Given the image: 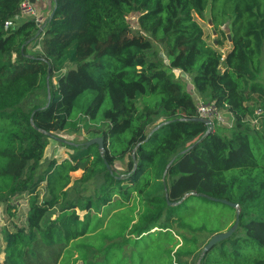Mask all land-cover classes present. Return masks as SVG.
Segmentation results:
<instances>
[{
    "label": "trees",
    "instance_id": "obj_1",
    "mask_svg": "<svg viewBox=\"0 0 264 264\" xmlns=\"http://www.w3.org/2000/svg\"><path fill=\"white\" fill-rule=\"evenodd\" d=\"M24 1L0 0V203L13 217L28 199L0 264H264V0H51L41 25L20 22ZM207 10L225 52L196 21ZM174 70L232 116L230 134L198 120ZM82 130L103 148L38 174L51 134Z\"/></svg>",
    "mask_w": 264,
    "mask_h": 264
},
{
    "label": "rangeland",
    "instance_id": "obj_2",
    "mask_svg": "<svg viewBox=\"0 0 264 264\" xmlns=\"http://www.w3.org/2000/svg\"><path fill=\"white\" fill-rule=\"evenodd\" d=\"M53 5L51 0H39L34 4V10L37 12V15L41 17L42 24L46 22L50 13L52 11ZM31 18L29 16H23L20 18V22L24 20V18ZM197 23L203 30L204 37L209 44H217L218 40L222 41L224 47L222 49L223 52L230 49V40L231 38L230 32L226 34H222L220 30L216 31V34H213L215 30L212 25H210V12L207 10L205 13L204 19L199 17H195ZM227 30V29H226ZM129 37V36H126ZM94 39L90 36H85L80 40V50H79V58L80 59H88L92 54L91 45ZM35 48L31 49L34 52ZM259 81L264 85V66L262 73L259 76ZM189 91L195 93L194 86L191 84L187 88ZM255 107L259 106V102L256 100L254 102ZM221 118L223 122L220 125H215L214 129H218L220 133L230 134L231 127L233 126L234 120L229 113L221 111ZM231 126V127H229ZM261 127V126H260ZM92 140V136L86 131L82 130L79 133H71V132H53L50 136L49 145L45 151L44 159L41 161V167L38 171V174L41 173L46 168L47 161L50 159H55L57 161H62L65 158H68L69 154L73 151V146H80ZM117 167L121 169H125V164L117 163ZM84 168H80L77 172L73 173L72 176L75 179H83ZM93 182L94 179H91L89 182H85L84 186L88 188L86 194H89L93 190ZM42 195V194H41ZM28 199L27 195H22L17 198H14L11 201V205L15 208L14 216L12 217L10 212L8 211L7 205L0 203V247L3 246V234L5 229H13L15 225L24 226L26 224V214L28 208ZM190 204H199L197 201H192ZM208 237H201L202 241H206ZM208 241V240H207ZM2 254L0 255V261L2 260Z\"/></svg>",
    "mask_w": 264,
    "mask_h": 264
},
{
    "label": "built area",
    "instance_id": "obj_3",
    "mask_svg": "<svg viewBox=\"0 0 264 264\" xmlns=\"http://www.w3.org/2000/svg\"><path fill=\"white\" fill-rule=\"evenodd\" d=\"M21 14L35 19L39 25L43 22L41 17H39L37 12L34 10V5L28 0L21 4ZM12 25V21H7L5 23L6 28ZM197 113L199 118L211 121V124H209L211 130H214L215 125H220L223 122V119L221 118L222 113L216 108L214 103H204L202 100H199Z\"/></svg>",
    "mask_w": 264,
    "mask_h": 264
},
{
    "label": "water",
    "instance_id": "obj_4",
    "mask_svg": "<svg viewBox=\"0 0 264 264\" xmlns=\"http://www.w3.org/2000/svg\"><path fill=\"white\" fill-rule=\"evenodd\" d=\"M52 15H53V14H51V16H52ZM33 21L36 22L35 19H33ZM209 24L213 26V24H212L211 21H210ZM228 32H229V31L226 30V33H228ZM213 34H216V31H215V30L213 31ZM229 40H230V42H231V38H229ZM161 56H163V54H161ZM165 62L168 63L167 59H165ZM183 75H185V74H183ZM198 120L201 121V122H203V123H205V124H207V125L211 124V121L208 120V119L198 118ZM87 144H88V145L98 144V145L100 146V148H103V140H102V138H94V139H92L91 141L87 142ZM212 200H214V201H216V202H220V203H222V204H224V205H228V206H230V207H232V208H236V209L238 208V206H237L236 204L231 203V202L226 201V200H222V199H214V198H212ZM238 221H239V216L237 215L236 222H235V224H234L233 227H231L229 230H227V231H225V232H221V233L215 234V235L209 240V242L206 244V246H205V248H204V250H203V254L207 253V252H208V251H209L214 245H216L217 243H219V242H221V241H223V240L229 238V237L233 234V232L235 231V229H236V227H237V225H238Z\"/></svg>",
    "mask_w": 264,
    "mask_h": 264
},
{
    "label": "crops",
    "instance_id": "obj_5",
    "mask_svg": "<svg viewBox=\"0 0 264 264\" xmlns=\"http://www.w3.org/2000/svg\"><path fill=\"white\" fill-rule=\"evenodd\" d=\"M174 74L175 76L178 78L180 77L181 80L184 82L185 86H186V90L192 95V97L195 99V100H201V98H199L198 94L196 93H193L191 92V89L190 91L187 89L189 85H191V82L189 80V77L187 75H183V73H181V71L179 70H174ZM231 127V126H229ZM28 205V204H27ZM27 211H28V208H27ZM27 215V214H26Z\"/></svg>",
    "mask_w": 264,
    "mask_h": 264
}]
</instances>
